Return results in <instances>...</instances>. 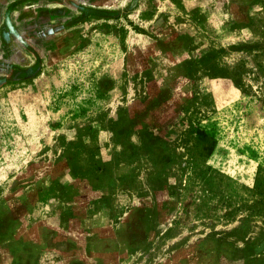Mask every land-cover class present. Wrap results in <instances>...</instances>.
<instances>
[{
    "label": "rangeland",
    "instance_id": "rangeland-1",
    "mask_svg": "<svg viewBox=\"0 0 264 264\" xmlns=\"http://www.w3.org/2000/svg\"><path fill=\"white\" fill-rule=\"evenodd\" d=\"M0 264H264V0H0Z\"/></svg>",
    "mask_w": 264,
    "mask_h": 264
}]
</instances>
